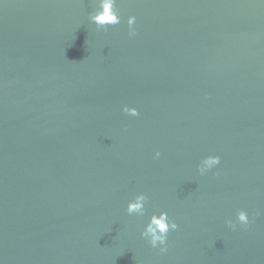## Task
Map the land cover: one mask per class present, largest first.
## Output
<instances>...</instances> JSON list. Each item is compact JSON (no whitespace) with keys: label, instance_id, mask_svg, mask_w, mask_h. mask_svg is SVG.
<instances>
[{"label":"water","instance_id":"water-1","mask_svg":"<svg viewBox=\"0 0 264 264\" xmlns=\"http://www.w3.org/2000/svg\"><path fill=\"white\" fill-rule=\"evenodd\" d=\"M0 264H264V0H0Z\"/></svg>","mask_w":264,"mask_h":264}]
</instances>
